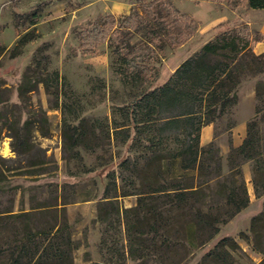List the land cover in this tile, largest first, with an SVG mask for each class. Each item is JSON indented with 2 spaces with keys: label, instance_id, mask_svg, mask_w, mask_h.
I'll return each mask as SVG.
<instances>
[{
  "label": "trees",
  "instance_id": "trees-1",
  "mask_svg": "<svg viewBox=\"0 0 264 264\" xmlns=\"http://www.w3.org/2000/svg\"><path fill=\"white\" fill-rule=\"evenodd\" d=\"M141 1L146 4L143 14L125 18L128 33L119 42L113 35L108 40L114 54L122 57L126 65L125 83L135 85L145 82L150 71L146 62L154 61L156 54L167 47L180 48L198 29L196 21L178 11L171 0ZM248 6L264 10V0H248ZM133 32H142L143 37L131 45L128 38ZM26 39L27 36L21 42ZM263 40L261 33L251 34L247 26L219 33L183 61L166 84L141 92L131 105L117 107L123 123L114 118L107 138L127 143L135 131L140 137L151 136L147 138L151 145L140 161L128 158L119 163L128 177L115 172L107 175L109 182L97 209L98 220L107 223L122 215L128 241L127 252L115 251L120 260L116 264H127L128 260L130 264L187 262L193 248H201L212 240L221 224L250 204L243 171L247 163L251 166L255 194L261 195L258 185L259 179H264V139L256 131L259 109L247 122L242 145L231 147L226 157L219 153L217 137L237 125L240 87L248 78L264 73V52L254 51V44ZM30 70L18 87L21 97L40 83L50 90L48 81L42 76L32 77ZM260 89L257 82V98ZM67 107L64 102L63 113ZM84 122L68 128L74 132V146L88 148L90 133L82 127ZM213 124V141L202 145V128ZM13 138V151L28 161V167L43 165L44 162L30 158L34 151L39 152L30 143V135L16 134ZM170 141L175 145L173 150H169ZM38 172L33 169L27 173L41 174ZM118 178L125 184L119 185ZM6 180L0 172V184ZM16 189L17 186L0 187V196H6L9 203L0 210V264H75L74 251L79 243L73 239L65 215L69 202L63 199L60 207L59 196L38 201L32 195L29 210L24 208L23 199L15 209ZM129 195L137 198L136 205L121 209L118 197ZM251 233L254 249L264 254V211L251 219ZM233 246L232 239H223L199 264L227 263L231 256L225 248Z\"/></svg>",
  "mask_w": 264,
  "mask_h": 264
},
{
  "label": "rangeland",
  "instance_id": "rangeland-1",
  "mask_svg": "<svg viewBox=\"0 0 264 264\" xmlns=\"http://www.w3.org/2000/svg\"><path fill=\"white\" fill-rule=\"evenodd\" d=\"M171 1L178 11L196 21L198 29L180 48L167 47L156 54L154 61L146 62L150 71L145 82L135 85L125 83L126 65L122 57L114 54L108 40L113 35L119 42L128 33L125 18L143 14V1L0 0V172L7 178L0 187H18L15 209L23 199L24 208L29 210L32 195L38 201L59 196L60 207L63 199L69 202L65 215L73 239L79 243L74 251L75 264H116L120 260L115 251L127 252L123 216L101 223L97 209L109 182L107 175L115 172L128 177L119 163L128 158L140 161L151 145L147 140L151 136L140 137L132 131L127 143L114 141L113 137L109 140L107 130L113 119L123 123L117 107L131 105L141 92L166 84L176 68L215 35L243 26L251 34L264 31V10L250 9L248 0ZM133 34L128 38L131 45L143 37L142 32ZM25 36L27 39L21 42ZM262 50L264 44L257 48ZM28 68L32 77L42 76L48 81L49 91L40 83L34 91L20 96L18 87ZM251 81L261 84L256 101V131L264 139V73L248 78L246 83ZM64 102L68 104L65 113ZM84 120L82 127L90 133L88 148L74 146V132L68 128ZM16 134L30 135V143L39 149L30 158L43 165L28 167V161L13 151L11 144ZM173 149L175 145L170 141L169 150ZM245 165L251 169L249 163ZM33 169L41 174L27 173ZM248 180V207L221 224L208 243L193 248L184 264H199L226 238L232 239L234 246L225 248L231 256L225 264H264V254L254 249L251 233V219L264 211V179H259V197L255 188L253 191L252 171ZM117 183L125 184L120 178ZM118 199L121 209L137 202L133 195ZM8 205L7 197L1 195L0 210Z\"/></svg>",
  "mask_w": 264,
  "mask_h": 264
},
{
  "label": "crops",
  "instance_id": "crops-1",
  "mask_svg": "<svg viewBox=\"0 0 264 264\" xmlns=\"http://www.w3.org/2000/svg\"><path fill=\"white\" fill-rule=\"evenodd\" d=\"M259 33L262 34L264 37V31L259 30ZM264 40L262 42L254 44V51L257 53H263L262 51H257L259 45H263ZM239 103L237 106V116H236V127L227 133L220 134L217 138L218 145H219V153L222 156L226 157L229 153L231 147H240L245 140L247 134V122L253 119L256 115V101H257V94H256V82L251 81L248 83L243 84L239 90ZM214 124L204 126L201 130L200 139L201 144L206 145L213 141L214 138ZM244 176L245 180L247 181L251 177V169L249 166L244 165ZM249 177V178H248ZM249 181V180H248ZM248 191L250 192L249 184H248ZM254 191V187H253Z\"/></svg>",
  "mask_w": 264,
  "mask_h": 264
}]
</instances>
